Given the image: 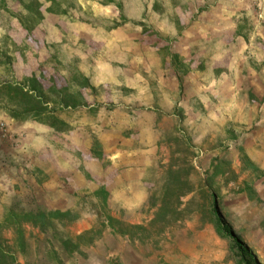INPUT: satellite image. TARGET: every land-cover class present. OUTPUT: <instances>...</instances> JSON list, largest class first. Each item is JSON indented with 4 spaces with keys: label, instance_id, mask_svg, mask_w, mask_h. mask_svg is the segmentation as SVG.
<instances>
[{
    "label": "rangeland",
    "instance_id": "1",
    "mask_svg": "<svg viewBox=\"0 0 264 264\" xmlns=\"http://www.w3.org/2000/svg\"><path fill=\"white\" fill-rule=\"evenodd\" d=\"M61 1L67 14H46L31 33L1 11L0 46L6 36L20 46L19 78L63 85L82 73L97 90L64 115L68 134L0 115V241L26 242L21 264H57L52 247L64 264H237L215 231V194L264 264V168L249 156L258 121L231 109L264 102V0ZM102 135L118 138L122 162L105 158ZM80 147L104 156L91 162ZM104 182L115 232L94 196ZM9 210L22 234L6 228ZM51 211L70 213L53 219L56 238L23 217ZM60 237L80 249L59 248Z\"/></svg>",
    "mask_w": 264,
    "mask_h": 264
},
{
    "label": "trees",
    "instance_id": "2",
    "mask_svg": "<svg viewBox=\"0 0 264 264\" xmlns=\"http://www.w3.org/2000/svg\"><path fill=\"white\" fill-rule=\"evenodd\" d=\"M64 7L61 0H1L0 2V12L4 10L11 18L18 21L25 31L30 33L41 25L46 14L66 15L67 9ZM10 41L11 38L6 36L4 45L0 46V115H5L17 123L36 122L52 129L57 134H68L73 131L74 127L64 119V115L80 108H89L90 105L83 90L88 89L96 93L97 88L82 73H77L63 85L46 84L36 74L19 78L15 66L18 59L17 52L22 50L17 44H13L14 47L9 46ZM85 153L90 161L98 160L99 157L104 156L102 151L94 148L85 151ZM94 196L99 204L102 228L115 232L116 219L109 207L110 193L102 185L94 193ZM212 198L211 215L215 231L220 238L231 242L236 263L258 264L252 252L225 224L216 195L213 194ZM69 215V212L51 211L23 214V217L31 220L35 225L38 224L37 220L40 221L41 229L43 231L53 230V237L56 238L57 230L53 227V219ZM18 217L17 214L9 210L4 216V223L6 228H16L18 234H22L21 222ZM60 238L59 248L70 249L71 252L80 249L79 243L75 242L73 238ZM17 247L18 249L6 246L0 241V264H21L18 254L21 250L26 251L27 244L24 241L18 242ZM46 254L48 257L53 255L57 264H64L59 259V251L55 247L47 249Z\"/></svg>",
    "mask_w": 264,
    "mask_h": 264
},
{
    "label": "crops",
    "instance_id": "3",
    "mask_svg": "<svg viewBox=\"0 0 264 264\" xmlns=\"http://www.w3.org/2000/svg\"><path fill=\"white\" fill-rule=\"evenodd\" d=\"M94 85H96V84H94ZM231 109L234 111L235 110L238 111V114H241L244 110H246L248 118H249V116L252 117L251 114L255 113L254 117L258 122L255 125V128H254L252 135L254 137V141L257 143V146L252 150V152L249 153V156L254 162H258V164H260L262 166V168H264V102L262 105H256L255 103H253L250 100V98L248 96H246L243 103L240 104L237 101L235 106ZM100 141L104 147L105 158L107 160L112 158L114 160H119L120 162H122L127 151L125 149H122L123 146L119 145L120 142L118 141L117 137L115 138V140L113 142L111 140V138H109L108 136L102 135V136H100ZM122 144L125 145L126 143L123 142ZM80 148L83 150L82 152L90 151L92 149V147H88V148L87 147H80ZM152 151H153V146H152ZM152 151H151V153H152ZM109 154H111V156ZM93 161H98V160H92L91 162H93ZM84 163H86V162H84ZM31 165L35 167V163H32ZM109 167L117 170L115 168V166L113 165V162H111V165ZM105 169H107V167ZM37 171L40 173L44 172V170L39 168V166L36 169V172ZM121 174L122 173L117 175V177H115L113 180L116 179L115 181H117V182L120 181L121 179H119V178H120ZM106 184L107 183L104 182L102 185H106ZM139 184H137L138 187H139ZM109 191L112 193V190H109ZM140 196H142V195H140ZM133 197H135L136 200L138 198V196H135V195Z\"/></svg>",
    "mask_w": 264,
    "mask_h": 264
}]
</instances>
